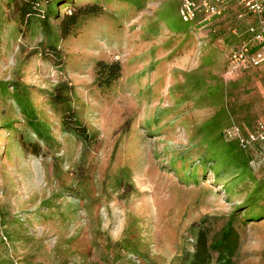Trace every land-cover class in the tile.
Here are the masks:
<instances>
[{
	"label": "rangeland",
	"instance_id": "obj_1",
	"mask_svg": "<svg viewBox=\"0 0 264 264\" xmlns=\"http://www.w3.org/2000/svg\"><path fill=\"white\" fill-rule=\"evenodd\" d=\"M16 1L0 0V264H225L195 254L230 220L231 264H264V146L224 134L264 118V65L229 64L226 23L188 25L182 0H68L46 28V0L28 24ZM99 61L120 63L110 87Z\"/></svg>",
	"mask_w": 264,
	"mask_h": 264
},
{
	"label": "trees",
	"instance_id": "obj_2",
	"mask_svg": "<svg viewBox=\"0 0 264 264\" xmlns=\"http://www.w3.org/2000/svg\"><path fill=\"white\" fill-rule=\"evenodd\" d=\"M62 1V2H61ZM68 0H46L47 2V10L43 14L42 23L43 26L48 28L51 24L49 19L51 17L57 16L58 10H56L59 4L67 3ZM39 3L37 0H18L14 3L16 10L19 12L18 20L21 24H28L30 19L33 16H37L38 9L35 8L36 4ZM236 6V7H235ZM241 8L237 7V5H232L226 11L223 16L212 18L211 20H204L202 17H198V19L194 22H185L188 25L193 24L196 22V25H201L202 28L207 27L210 30H215V26L219 22L226 23L230 38L232 40V47L230 51L241 42L243 35L241 32L234 33L232 30L233 28L238 29V26L242 28L239 24L240 20L238 18V14ZM56 10V11H55ZM56 12V13H55ZM98 10L95 7H91L88 9H78L67 16H65L61 23V34L62 37H67L71 33V27L74 25L78 19V16L81 14L87 15L91 13H97ZM184 28V26H181ZM239 30V29H238ZM53 53L56 55L58 52V48L56 45H51L50 48ZM229 51V53H230ZM229 62V61H228ZM251 67L239 69L245 70ZM97 71L99 75V84L106 85L110 87L113 81L119 77L121 66L118 61H114L111 63H105L103 61H99L97 63ZM103 75H106L103 77ZM68 96L67 93L64 91V86H58L57 92L55 93V101L60 103H68ZM24 105H27V103ZM63 125L65 128L77 133L80 136H87V128L84 124L79 123V121L75 118V111L72 106H69L68 111L65 113L63 117ZM254 127V126H253ZM252 127V128H253ZM251 128V129H252ZM257 218L254 216L252 219ZM238 243V234L234 228L232 220H230L226 226L221 230L220 236L213 242L211 245H207V239L203 231H201L198 235V243H197V250L195 254V258L200 260L202 263L206 262L209 259V251L210 248H214L218 253V260H223L225 264H231L232 257L235 254V250Z\"/></svg>",
	"mask_w": 264,
	"mask_h": 264
},
{
	"label": "built area",
	"instance_id": "obj_3",
	"mask_svg": "<svg viewBox=\"0 0 264 264\" xmlns=\"http://www.w3.org/2000/svg\"><path fill=\"white\" fill-rule=\"evenodd\" d=\"M232 5L241 8L239 20L247 16L254 17L255 23L250 24L244 37L229 53V64L235 69L255 67L264 64V0H182L179 6V15L184 22H194L198 17L204 20L223 16ZM234 33L239 30L233 28ZM224 134L227 139H236L245 149L252 150L256 145L264 146V118L256 122L248 133H244L239 125L228 126ZM257 162L252 160L253 166L264 163V148L257 150Z\"/></svg>",
	"mask_w": 264,
	"mask_h": 264
},
{
	"label": "crops",
	"instance_id": "obj_4",
	"mask_svg": "<svg viewBox=\"0 0 264 264\" xmlns=\"http://www.w3.org/2000/svg\"><path fill=\"white\" fill-rule=\"evenodd\" d=\"M247 17H248V16H247ZM254 23H255V20L248 21V20H246V17H245V18H241L239 24L242 26V28L238 26L239 32H241V33L244 32V33H245L246 28H247L250 24H254ZM262 65H264V64H262ZM260 66H261V65H260Z\"/></svg>",
	"mask_w": 264,
	"mask_h": 264
}]
</instances>
